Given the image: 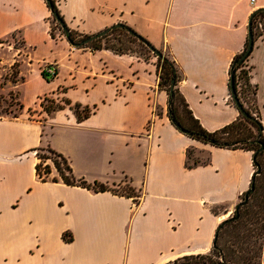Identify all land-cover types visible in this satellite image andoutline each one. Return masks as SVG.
<instances>
[{"label":"crops","instance_id":"crops-1","mask_svg":"<svg viewBox=\"0 0 264 264\" xmlns=\"http://www.w3.org/2000/svg\"><path fill=\"white\" fill-rule=\"evenodd\" d=\"M71 1L58 2L71 31L91 36L123 23L168 53L182 77L177 87L205 130L238 119L230 69L264 0H117L108 12L101 0H79L73 9ZM52 16L45 0H0V89L23 106L17 117L0 116V264H166L210 252L218 227L250 189L252 152L180 132L155 57L76 48L53 38ZM16 63L13 83L6 77ZM47 67L56 71L50 79ZM45 99L93 112L81 122L71 106L49 115ZM257 103L264 125L259 87ZM47 147L77 179L137 197L41 181L36 153ZM189 149L208 163L187 167Z\"/></svg>","mask_w":264,"mask_h":264},{"label":"trees","instance_id":"trees-1","mask_svg":"<svg viewBox=\"0 0 264 264\" xmlns=\"http://www.w3.org/2000/svg\"><path fill=\"white\" fill-rule=\"evenodd\" d=\"M51 1L53 3V11L58 12L61 19L64 21L57 6L55 5V2L53 0ZM47 5L50 9L48 3ZM52 19L53 21L55 20L57 22L54 16H52ZM251 19L254 39H256L258 36H262L264 33V9L254 12L251 16ZM128 28L130 27L127 25L121 28H114L107 35L81 48L87 47L91 48L92 50L109 49L117 54H129L131 52L133 53V51L130 50L129 44L138 45L147 54V57L150 56L157 59L158 75L160 79L159 87L165 90L169 96L168 114L172 124L178 130L179 128L184 129L187 131V134L185 135L204 145L222 149L244 150L252 152L253 154L255 173L250 189L241 197V201L238 205L246 201V197L248 196L247 201L240 207L238 212L234 213L232 218L220 224L216 231L211 251L205 254H192L178 257L166 264H263L264 125L262 123L261 113L257 103L258 86L252 83L253 67L248 64L251 54L246 58L245 61H240L241 57L245 53L246 47L248 46V42L246 44L245 50L238 54L232 62L230 69L229 89L232 102L237 107L235 101L232 98L231 80L233 79L240 103L249 116L245 117L237 107L240 111V115L236 121L222 129L209 132L205 130L200 122L194 117L178 89L177 85L181 81L182 77L176 63L171 58V56L168 53L162 51L161 53L163 55L161 57L156 56L144 44V41H149L140 34L138 35L141 40L130 35L127 31ZM62 32L71 44L82 42L89 37L71 30L70 35H66L63 29ZM51 34L54 38L55 36L52 31ZM116 34L119 45L109 44V37ZM149 44L151 43L149 42ZM12 71L13 73L11 76L6 77V79H9L14 83L19 79L18 63L12 67ZM43 76L46 79L51 78V76H49L46 72H43ZM174 80L176 81V86L174 89V94L171 95V88ZM11 99L15 102L13 98ZM45 101L46 103H42V106L49 115L64 109L65 106H71L69 101H64L63 105L56 103L54 100L45 99ZM5 103L7 104L8 101H5ZM12 105L16 106L19 111H4V113L0 112V116L17 117L23 109V106L19 102H15L14 104L10 103L8 107ZM71 109L76 114L79 122L87 119L93 112V110L89 107H83L79 104L71 106ZM40 152H44V155H41ZM195 152L196 150L194 149H189L187 151V167L189 168H193L198 165H205L208 163V161L198 158L193 159ZM37 158L39 161L36 165V173L41 181L63 182L69 186H81L92 189L95 192H105L110 190L122 196L133 198L137 197V195L124 192L123 188L120 186L113 187L111 189V187L103 184H88L82 179H77L73 175L72 168L70 167L68 160L61 154L52 150L50 147L38 149ZM53 172L57 173L58 178L52 177ZM255 208H258V211L260 210V212L254 211ZM63 240L67 243H70L73 241V238L65 233L63 235Z\"/></svg>","mask_w":264,"mask_h":264},{"label":"rangeland","instance_id":"rangeland-1","mask_svg":"<svg viewBox=\"0 0 264 264\" xmlns=\"http://www.w3.org/2000/svg\"><path fill=\"white\" fill-rule=\"evenodd\" d=\"M53 1L56 2L55 5L57 4L56 6H57L58 10H60L59 5H58V2L60 0H53ZM63 2H64V0H62L61 3H63ZM116 2H117V0H109L108 2H106L105 0H101L102 5H100V6L103 7V9H100V10L101 11L102 10L107 11L110 8V5H113ZM90 3L92 4V0H90ZM73 4L80 5V2H79V0H72L70 3V8H72V9H73ZM108 4H110V5H108ZM105 8H107V9H105ZM53 23L54 24L52 25V32H53L54 36L55 37H59V36L66 37L63 34L60 25L55 20L53 21ZM262 39L263 38H261L260 36H258L256 38L255 43H254V48H253V51L251 53L250 61L252 63V66H254V68H255V79H256L257 83L259 82V84H258L259 91L262 92L263 98H264V42H262ZM10 40L11 39H9L8 41H10ZM117 40H118V38H117V34H116V35L109 37L108 43L119 45ZM16 44H17L16 46L18 48H20L21 47V40L17 38ZM129 47H130V50H132L134 54H137V55L142 56L144 58L147 57V54L138 45L129 44ZM12 73H13V71H11L10 74H12ZM5 101H8V103L6 104ZM43 101L46 103L45 100H43ZM10 103L14 104L15 102L12 101V99L10 97H6L5 94L0 89V112L4 113V111H13V112L19 111L16 106L12 105V106L8 107V105ZM40 154L44 155V152H40ZM199 157H201V156H199V154L197 152H195L193 159H196ZM202 158L204 159L205 157H202ZM48 163H50V162H48ZM254 211L260 212V210L258 211V208H255ZM235 212L236 211L234 210L230 214V216L227 218V220L232 218ZM259 226H260V224H259Z\"/></svg>","mask_w":264,"mask_h":264},{"label":"water","instance_id":"water-1","mask_svg":"<svg viewBox=\"0 0 264 264\" xmlns=\"http://www.w3.org/2000/svg\"><path fill=\"white\" fill-rule=\"evenodd\" d=\"M46 2L49 4L50 9L53 13V16L55 17V19L57 20V22L59 23V25L61 26V28L65 31L66 35H70V29L67 27L66 23L61 19L60 15L58 12L53 11V3L51 0H46ZM121 28V27H125V24L123 23H119L116 24L110 28H107L103 31H101L100 33H97L95 35H91L88 38H86L85 40H83L82 42L79 43H74L72 44L74 47L76 48H81L85 45H88L89 43L102 38L103 36L107 35L112 29L114 28ZM128 33L134 37H137L138 39H140L139 35L137 32H135L133 29L128 28L127 29ZM141 40V39H140ZM254 43H255V39H254V34H253V30H252V19L250 18L249 21V27H248V46L246 47L245 53L243 54V56L241 57L240 61H245L246 58L252 53L253 48H254ZM144 44L158 57H161L163 54L161 53V51H159L158 49H156L155 47H153L151 44H149V42H145ZM176 86V81H173L172 84V88H171V95L174 94V89ZM231 86H232V98L235 101L237 107L240 109V111L243 113V115L245 117H248V113L243 109L240 100L238 98L237 92L235 90V86H234V80H231ZM179 128V127H178ZM180 132H182L183 134H187V131H185L182 128H179ZM248 196L246 197V201H247ZM246 201H244L243 203H241L240 205H237V207L235 208V211L238 212L240 207L246 203Z\"/></svg>","mask_w":264,"mask_h":264},{"label":"built area","instance_id":"built-area-1","mask_svg":"<svg viewBox=\"0 0 264 264\" xmlns=\"http://www.w3.org/2000/svg\"><path fill=\"white\" fill-rule=\"evenodd\" d=\"M45 72L51 77H54L56 75V71L53 68H51V67H47L45 69ZM36 155H37V153H36Z\"/></svg>","mask_w":264,"mask_h":264}]
</instances>
